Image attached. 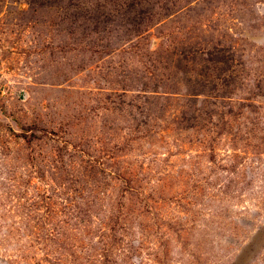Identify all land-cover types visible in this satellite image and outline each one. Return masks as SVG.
I'll return each mask as SVG.
<instances>
[{
  "label": "rangeland",
  "instance_id": "rangeland-1",
  "mask_svg": "<svg viewBox=\"0 0 264 264\" xmlns=\"http://www.w3.org/2000/svg\"><path fill=\"white\" fill-rule=\"evenodd\" d=\"M0 264H264V0H0Z\"/></svg>",
  "mask_w": 264,
  "mask_h": 264
}]
</instances>
